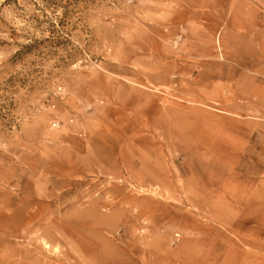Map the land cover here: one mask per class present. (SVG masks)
<instances>
[{"label": "rangeland", "instance_id": "1", "mask_svg": "<svg viewBox=\"0 0 264 264\" xmlns=\"http://www.w3.org/2000/svg\"><path fill=\"white\" fill-rule=\"evenodd\" d=\"M0 264H264V0H0Z\"/></svg>", "mask_w": 264, "mask_h": 264}, {"label": "bare ground", "instance_id": "2", "mask_svg": "<svg viewBox=\"0 0 264 264\" xmlns=\"http://www.w3.org/2000/svg\"><path fill=\"white\" fill-rule=\"evenodd\" d=\"M88 213V212H87ZM50 226V225H49ZM39 238V237H38ZM75 245V244H74ZM77 246V245H76ZM39 250V249H38ZM80 252V250H78Z\"/></svg>", "mask_w": 264, "mask_h": 264}]
</instances>
